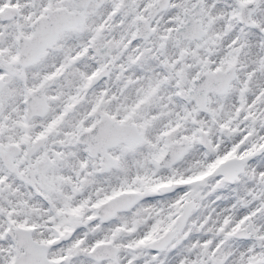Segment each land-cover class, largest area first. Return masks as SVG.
<instances>
[{
	"label": "snow or ice",
	"instance_id": "6c2138e0",
	"mask_svg": "<svg viewBox=\"0 0 264 264\" xmlns=\"http://www.w3.org/2000/svg\"><path fill=\"white\" fill-rule=\"evenodd\" d=\"M0 264H264V0H0Z\"/></svg>",
	"mask_w": 264,
	"mask_h": 264
}]
</instances>
